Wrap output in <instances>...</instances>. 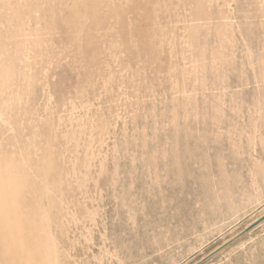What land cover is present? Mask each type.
<instances>
[{"label":"rangeland","instance_id":"1","mask_svg":"<svg viewBox=\"0 0 264 264\" xmlns=\"http://www.w3.org/2000/svg\"><path fill=\"white\" fill-rule=\"evenodd\" d=\"M0 65V264H264V0H0Z\"/></svg>","mask_w":264,"mask_h":264},{"label":"bare ground","instance_id":"2","mask_svg":"<svg viewBox=\"0 0 264 264\" xmlns=\"http://www.w3.org/2000/svg\"><path fill=\"white\" fill-rule=\"evenodd\" d=\"M19 42L16 46H21ZM14 68L11 66L3 68L0 65V84L4 82L8 75H11ZM5 75V79L3 76ZM21 86L27 83L23 73H21ZM26 81V82H25ZM13 84H8V89L5 92L13 91ZM27 162L22 165L24 171L10 167L9 158L3 159L0 162V257H6L11 253L23 251L27 244L31 242L27 224H23V219L27 215V209H32L31 213L36 215L44 214L41 202H34L27 198L30 191V186L33 179L27 180V170L25 168ZM35 172L29 174L41 173L47 175V169L43 166L36 165ZM16 172V173H15ZM24 174V175H22ZM32 174V175H33ZM32 178V177H31ZM43 242L44 240H39Z\"/></svg>","mask_w":264,"mask_h":264}]
</instances>
